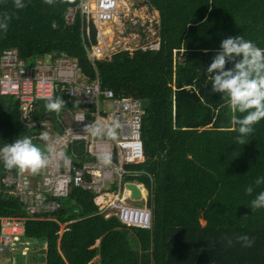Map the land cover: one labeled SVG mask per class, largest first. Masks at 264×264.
<instances>
[{
    "label": "trees",
    "instance_id": "trees-1",
    "mask_svg": "<svg viewBox=\"0 0 264 264\" xmlns=\"http://www.w3.org/2000/svg\"><path fill=\"white\" fill-rule=\"evenodd\" d=\"M24 3L17 9L13 0H0V17H11L7 33L0 30V54L17 48L32 64L66 53L91 78L98 71L103 88L150 101L142 126L146 160L137 166L154 177L153 187L143 172L136 178L151 188L152 229L106 218L93 194L74 188L55 219L25 220L26 237L47 243L40 251L46 264H90L98 255L99 264H264V209L252 210L250 203L264 184L251 196L245 192L264 177V119L246 144L236 143L232 119L242 114L211 91L207 73L227 37L240 35L264 48V0H143L160 13V48L95 61L86 49L95 41V26L90 41L80 12L72 24L65 20L79 0ZM46 103L37 104L35 119L48 112ZM24 131L20 101L0 95V147ZM5 171L0 162V175ZM25 214L21 202L0 188V216ZM68 221L60 236V223ZM243 234L253 239L251 247L236 241ZM225 237L233 239L231 246Z\"/></svg>",
    "mask_w": 264,
    "mask_h": 264
},
{
    "label": "built area",
    "instance_id": "built-area-1",
    "mask_svg": "<svg viewBox=\"0 0 264 264\" xmlns=\"http://www.w3.org/2000/svg\"><path fill=\"white\" fill-rule=\"evenodd\" d=\"M136 9L134 0L133 4L129 0H79L68 8L65 20L72 24L80 12L86 33L90 35L92 25L97 29L96 42L86 46L89 58L111 60L120 52L159 47V13L155 15L144 4L149 15L142 17L135 13ZM112 24L116 31L110 40L108 27ZM126 25L137 33L127 30ZM0 95L20 101L23 125L35 144H52L64 152L63 157H54L38 174L7 169L0 178L3 191L20 198L29 213L38 215L58 212L60 200L74 188H81L93 194L99 214L106 218L115 216L127 227L152 228L151 209L129 203L132 190L123 181L136 174L130 164L145 160V110L141 99L117 96L112 88H103L98 71L91 78L80 61L66 53L47 54L29 64L17 48L0 54ZM49 96H65L67 101L52 118L35 119L37 104ZM97 122L118 123L116 138L106 133L93 136L86 130V126ZM111 185L116 187L111 189ZM2 226L0 246L6 250L23 232V224L18 217H3Z\"/></svg>",
    "mask_w": 264,
    "mask_h": 264
},
{
    "label": "clouds",
    "instance_id": "clouds-1",
    "mask_svg": "<svg viewBox=\"0 0 264 264\" xmlns=\"http://www.w3.org/2000/svg\"><path fill=\"white\" fill-rule=\"evenodd\" d=\"M55 0H44V3L52 5ZM14 7L22 9L26 7L24 0H13ZM11 17L5 13L0 17V30L5 34L8 31ZM232 63L231 68L226 64ZM211 81V91L222 94L223 99H228L230 107L242 114L234 117L232 124L238 127L233 131L238 132L236 143L244 145L246 137L254 131V125L264 119V48L257 46L252 40H246L243 36H230L222 40L220 51L213 57L207 68ZM45 108L49 112L59 113L65 105L63 98H46ZM119 124L103 125L97 122L95 125L86 126V130L93 136L107 134L116 138V129ZM64 152L58 151L52 144L44 147L37 145L33 139L24 136L11 143L0 147V162L5 169H18L20 172L38 174L45 169L54 157H63ZM107 160V157H104ZM264 184V177H258L254 185L246 187L245 192L252 195L255 186ZM251 209H264V191H260L251 200ZM228 246L233 244L231 237H225ZM237 242L244 247H251L253 239L243 234L235 237Z\"/></svg>",
    "mask_w": 264,
    "mask_h": 264
},
{
    "label": "crops",
    "instance_id": "crops-1",
    "mask_svg": "<svg viewBox=\"0 0 264 264\" xmlns=\"http://www.w3.org/2000/svg\"><path fill=\"white\" fill-rule=\"evenodd\" d=\"M144 4H146V5H148L147 3H144ZM149 6V5H148ZM151 10H153V12L155 13H159V11L157 10V9H155V8H151V7H149ZM159 16H160V13H159ZM92 26H94V25H92ZM95 29H96V27H95ZM86 30V29H85ZM159 34V33H158ZM86 36H87V39L89 40L90 39V37H91V32H90V35H88L87 33H86ZM96 36H97V29H96V34H95V41L94 42H96ZM158 37H159V42H160V44H159V47L158 48H153V47H147V48H145V49H140V50H147V49H159L160 48V45H161V38H160V36L158 35ZM154 40H157V36H154V38H153ZM90 41H91V39H90ZM91 43H93V42H91ZM139 50V49H138ZM137 51V50H136ZM136 51H132V52H129V51H127V53L129 54V55H133ZM120 53H122V52H120ZM120 53H118V54H120ZM116 55V54H115ZM114 55V56H115ZM113 56V57H114ZM113 59V58H112ZM111 59V60H112ZM60 98H63L64 100H65V102L67 101V98L65 97V96H62V97H60ZM142 100V99H141ZM143 101V100H142ZM144 105V104H143ZM46 111H48V110H46ZM54 116V112H45V114H44V117L43 118H41V119H45V118H52ZM25 127V126H24ZM25 133H23L21 136H20V138L21 137H24V136H27V130L25 129V131H24ZM144 142V141H143ZM144 150H145V147H144ZM145 160H146V154H145ZM145 160L144 161H142V162H138V163H135V164H130L129 165V167L130 168H132V169H134L135 171H136V174L135 175H129V176H126L125 178H124V182H125V184H127V183H135L137 186H138V188L140 189V191H141V193H142V195H141V197L140 198H130L129 200H128V202L129 203H132L133 205H139V206H147V207H149L150 209H151V211H152V213H153V209H152V206L150 205V201H149V198H150V194H151V188H149L148 187V185L145 183V182H143V180H139L138 178H136V176H138V174L139 173H141V172H143V175H145V176H147L149 179H150V182H151V187H153V183H154V177L150 174V173H148L146 170H143V169H141V168H139L137 165L138 164H140V163H144L145 162ZM7 170V169H6ZM5 173V172H4ZM3 175V174H2ZM2 175H0V178H1V176ZM128 177H132L131 179H128ZM0 188H1V179H0ZM123 191H125V189L124 190H122V192ZM8 195H10V196H13L14 198H16V199H18L19 200V202H21V200H20V198H18V197H16V196H14V195H11V194H9V193H7ZM60 201H62V199L60 200ZM93 201H94V203H95V205L97 206V208H98V205L96 204V202H95V198H94V196H93ZM137 202V203H136ZM136 203V204H135ZM21 204H22V202H21ZM23 205V204H22ZM61 206H62V202H61ZM23 208H24V211L26 212V214H25V216H0V233L2 232V218L3 217H18V218H20L21 219V221H22V224H23V232L20 234V235H18V238L15 240V242L13 243V244H11V245H8V248L6 249V250H2V248H1V246H0V264H13L12 263V261L10 260V258L9 257H7L6 255L9 253V252H11V251H18V253H19V256L21 257V258H23L24 256H26L28 253H29V251H30V248L32 247V246H34V245H38L39 246V248H36V249H34V250H36L35 251V253H34V257H36L35 258V260L34 261H28V260H23V262L21 263V264H46V261H45V256H46V253L44 252L43 254L40 252L42 249L43 250H45L46 248H47V243H45V244H40L39 242H38V240L37 239H35V240H31V239H28L27 237H26V227H25V220L27 219V218H40V219H55V217H53V214H56V213H53V214H35V213H29L27 210H26V208L24 207V205H23ZM98 213H99V208H98ZM73 221H68V222H65V223H60V229H59V231H58V234L61 236L67 229H68V225L70 224V223H72ZM204 224V223H203ZM152 227H153V225H152ZM152 229V228H151ZM150 229V230H151ZM100 241H101V239H98L97 240V242H96V246L100 243ZM41 253V254H40ZM90 264H99V255L97 256V257H95L91 262H90Z\"/></svg>",
    "mask_w": 264,
    "mask_h": 264
},
{
    "label": "rangeland",
    "instance_id": "rangeland-1",
    "mask_svg": "<svg viewBox=\"0 0 264 264\" xmlns=\"http://www.w3.org/2000/svg\"><path fill=\"white\" fill-rule=\"evenodd\" d=\"M129 2H130V4H133V0H129ZM134 2L137 5V9L135 11V13L137 15L142 16V17H146L147 15H149V13L146 12V10L143 9V5H144L143 4V0H134ZM154 14L156 15L158 13L155 12ZM125 27H126L127 30L129 29L130 31H132L131 30V27L132 26H127L126 25ZM132 29H133L132 32H136L137 33V30L136 29L135 30H134V28H132ZM115 31H116V25L115 24H112V25H110L108 27V32L110 34V38H109L110 40H113L114 39ZM138 39L141 40V37L139 36ZM107 108H108V110L111 109L110 104L107 105ZM107 186L110 187V183L109 182H107ZM114 187H116V185H111V189L114 188ZM201 222L205 224V221L203 219H201ZM36 248H39V246L38 245L32 246L30 248L29 253L26 256H24L23 258H21L19 256L18 251H11L6 256L10 258V260L12 261L13 264H21L23 262V260L34 261L35 258H36V257H34V253L36 251L34 249H36Z\"/></svg>",
    "mask_w": 264,
    "mask_h": 264
},
{
    "label": "water",
    "instance_id": "water-1",
    "mask_svg": "<svg viewBox=\"0 0 264 264\" xmlns=\"http://www.w3.org/2000/svg\"><path fill=\"white\" fill-rule=\"evenodd\" d=\"M149 103H150L149 100H147V99L143 100L144 106H148ZM126 186L132 190V197L133 198H140L141 197L142 193L135 183H127Z\"/></svg>",
    "mask_w": 264,
    "mask_h": 264
},
{
    "label": "bare ground",
    "instance_id": "bare-ground-1",
    "mask_svg": "<svg viewBox=\"0 0 264 264\" xmlns=\"http://www.w3.org/2000/svg\"><path fill=\"white\" fill-rule=\"evenodd\" d=\"M145 147V146H144Z\"/></svg>",
    "mask_w": 264,
    "mask_h": 264
}]
</instances>
